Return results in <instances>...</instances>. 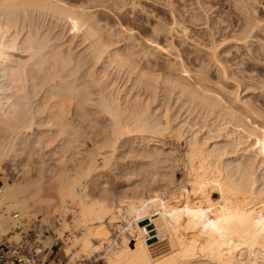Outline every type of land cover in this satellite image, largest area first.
Returning a JSON list of instances; mask_svg holds the SVG:
<instances>
[{
  "label": "rangeland",
  "instance_id": "374dc122",
  "mask_svg": "<svg viewBox=\"0 0 264 264\" xmlns=\"http://www.w3.org/2000/svg\"><path fill=\"white\" fill-rule=\"evenodd\" d=\"M14 1L21 2L23 7L10 16L11 30L18 32V41L24 47L16 68L2 72L4 77L0 80L16 72L19 65L26 68L27 76L18 80L19 85L8 86L0 113L6 112L9 122L24 114L39 121L38 134L20 152L21 156L28 153L25 158L32 156L28 162L31 160L29 168L33 172L40 166L37 167V159L43 157L46 168L52 165L60 173L71 175L63 178L68 186L76 181L73 169H92L87 157L98 155L111 143L115 127V121L104 111L107 103L121 124L129 128L114 142L119 149L117 168H110L109 176L94 170L81 187V196L86 193L92 202L108 206L115 200L144 201L151 198L146 195L152 191L167 201V190L175 186H168L169 173L175 166L169 157L174 155L181 160L175 167L180 180L173 189L176 192L189 176L187 144L192 138L207 152L221 149L224 164L231 162L235 168L243 164L238 177L246 175L245 179L252 178L255 186L264 188V148L249 140H244L241 148L232 144V137L242 126L258 132L264 130V0ZM7 12L2 13L3 17L9 15ZM170 27L175 29L169 34ZM47 74L52 76L53 87L49 90L44 86ZM204 98L218 105L208 106ZM240 103L245 106L236 112L234 109ZM228 112H234L235 117L232 119ZM135 113L151 114V120L165 121L164 126H169L162 133L164 138L156 137L166 145L160 160L155 157L154 163L144 159L140 141L132 140L137 135L130 126ZM40 136L45 139L42 145L38 144ZM243 148L252 151L246 153ZM19 162L8 172H0L2 187L15 186L22 163ZM29 181L35 183V179ZM146 189L151 192L145 193ZM29 191L26 195L31 197ZM50 194L38 199L42 205L36 202L37 206L48 207L41 213L29 198L30 214L25 218L12 211L11 217L14 224L37 220L49 225L44 243L61 248L64 257L56 264H74L77 259L90 257L98 258L99 264H107V253L118 250L138 224L132 221L135 213L127 216L122 211L109 224V238L97 247L100 250L82 254L75 244H69L70 233L60 232L64 221L70 222L82 214L77 206L75 210L73 207L81 198L64 196L65 205L59 201L62 208L56 198L59 194ZM219 196L214 189L211 200L220 202ZM189 204L195 207L198 201ZM16 214L18 218H14ZM10 232L12 228L0 229L1 235ZM56 232L60 235L54 238ZM75 253L78 256L73 260L70 257Z\"/></svg>",
  "mask_w": 264,
  "mask_h": 264
},
{
  "label": "bare ground",
  "instance_id": "6f19581e",
  "mask_svg": "<svg viewBox=\"0 0 264 264\" xmlns=\"http://www.w3.org/2000/svg\"><path fill=\"white\" fill-rule=\"evenodd\" d=\"M20 7H23L21 2L0 0V9L3 11L0 14V21L3 22L0 26V78L4 77L2 72H6L9 68L11 70L16 68V60L20 57L24 47L18 41V32L11 30L13 24L10 18L14 16V13ZM5 12L9 14L6 15V18L3 17ZM173 27H170L167 32L173 33L175 29ZM17 74L19 75L18 79ZM11 75H14L13 78ZM11 75H8L3 81L0 80V105L6 97L8 86L10 84L19 85L18 80H23L27 76L26 68L19 65L16 72ZM44 86L47 90L53 87L50 74L44 77ZM24 96L27 97L28 94L25 93ZM204 101L208 106L218 105V102L215 101L210 102L208 99ZM242 103L237 105L236 109H233L240 112L245 106ZM104 111L115 121L111 143L102 148L99 153L96 152L98 155L94 153V158L92 156L87 157L92 162V169L88 171H82L79 168L73 169L77 173V175L72 174L73 179L76 177L74 179L76 181L68 186L63 178H69L70 174L62 171L60 173L52 165H50V168H46L43 157L37 159V167L40 166L36 168V172H33L29 168L32 165L31 160L28 162L32 156L30 158L28 155L29 157L25 158L24 156L28 153H24L23 156L20 155L22 147L25 149L30 138L38 134L41 125L37 118L28 117L27 114H24L19 118L11 119L12 123L6 118L8 115L6 112L0 113V172L5 173V170L8 172L11 166L14 167L18 164V161L23 163H21V166L19 165L18 174L16 173L18 180L16 179L15 186L9 184L7 187H2L0 195V229L4 231L5 228H12V223L16 222L11 217L13 212L25 218L30 214L28 211L31 207V202L28 201L29 198L35 201V206L40 212L48 208H44L46 205L44 207L36 205V202L37 204H43L39 201L42 199L39 198L44 194L51 196L50 193H54L55 197L58 193L59 195L56 198L59 199L58 202L60 201L62 205L67 202V199L66 202L64 201V196L70 194L77 199L81 198L80 201L78 199V202H76V199L72 203H77L75 206L73 205L74 210L77 206L82 214L74 216L70 222L64 221L60 232L62 234L70 233L69 244H75L77 251L82 254L89 255L98 252L99 248L97 247L102 246L104 241L109 238V224L113 223L122 211L126 215L127 213L129 215L135 213L133 215L136 218L133 217L137 220L134 218V220H131L138 222L136 228L134 227L135 229L131 230V233L129 232L130 234L127 238L125 237L118 250L107 253V264H264V188L255 186L256 182L252 178L245 179L246 175L241 178L238 177L237 172L243 168V164H240L238 168L232 167L231 162L224 164V161H222L224 153L221 149H211L207 152L206 149H203V145V148L199 147L198 141L194 138L191 139V142H188V150L186 149L187 161L190 165L189 176L187 181L184 180L183 188L180 190L178 188L176 192L173 189L179 184L180 180L175 175V167L178 166L177 161L181 160H176L174 155L169 157V160L175 166L170 171L172 173H169L171 179L169 178L168 186L170 184H172L170 188L173 185L175 186L173 189L167 190L170 195L167 201L161 199L163 195L161 198L155 195V191L146 195L151 198L144 201L132 198L123 201L115 200L108 206H100L92 202L84 192L81 196V187L93 175L91 173L94 170L98 169L101 175L109 176L110 168L113 169V166L117 168L115 165H119V163L116 162L118 160V158L116 159V154H118L116 150L119 149L114 142L119 141L118 139L121 136L128 133L129 125L123 126L121 124L119 118L116 117L117 113H113V109L109 104L105 103ZM234 112H230V114L228 112L227 115L233 119L235 117ZM150 116L135 113L130 126L132 127L131 131L137 134L132 140L140 141L144 147L142 152V155H145L143 156L144 159L145 157L149 158L151 163H154L156 161L155 157L160 160V155L164 152L166 145L164 141L158 140L156 137H163L165 130L168 129L165 126H169H164L165 121L156 120L154 122ZM59 117L61 118V115ZM251 130L242 126L240 131L238 130L239 132L232 137L233 147L241 148L245 144L244 140H249L252 145L258 144L264 148V130L261 129L260 132ZM44 143L45 139L40 136L38 144L42 145ZM24 146L26 147L24 148ZM243 149L246 153L252 151L250 148ZM91 151L94 152V149H91ZM19 156L22 158L19 159ZM137 156L139 157V155ZM11 172L13 171L11 170ZM32 179H35L34 184L31 181L33 185L28 183ZM58 182L59 184H56ZM33 187L35 188L34 191L36 190L35 192L31 189ZM28 188L33 192L31 195L29 191L31 197L28 194L26 195ZM214 189L219 191L220 202L214 203L211 200ZM242 190L250 191V193L246 194ZM145 191V193L151 192L147 189ZM167 191L165 190V192ZM138 193L136 191L135 196H138ZM73 197L71 198L73 199ZM192 201H198V204L194 207L189 204ZM60 202L59 204L62 206ZM62 208L64 207L62 206ZM72 230L79 231L80 234L75 235L74 232H71ZM58 234L59 232H56L53 237H58ZM16 235L14 234V237ZM67 250L69 251V249ZM75 255L76 253L70 258L75 260L78 256Z\"/></svg>",
  "mask_w": 264,
  "mask_h": 264
},
{
  "label": "built area",
  "instance_id": "2783aa9c",
  "mask_svg": "<svg viewBox=\"0 0 264 264\" xmlns=\"http://www.w3.org/2000/svg\"><path fill=\"white\" fill-rule=\"evenodd\" d=\"M2 186L3 184L0 185V194ZM18 217L17 214L14 216ZM49 232V225L42 221L13 223L12 232L0 234V264H48V255L54 248L44 243V237ZM14 234H18V238H14ZM74 264H99V259L82 258L77 259Z\"/></svg>",
  "mask_w": 264,
  "mask_h": 264
},
{
  "label": "crops",
  "instance_id": "0c3cea01",
  "mask_svg": "<svg viewBox=\"0 0 264 264\" xmlns=\"http://www.w3.org/2000/svg\"><path fill=\"white\" fill-rule=\"evenodd\" d=\"M61 252H62L61 249H56L55 247L51 249L48 255V264H52V263L56 264L57 262L59 263L62 262L64 257Z\"/></svg>",
  "mask_w": 264,
  "mask_h": 264
}]
</instances>
